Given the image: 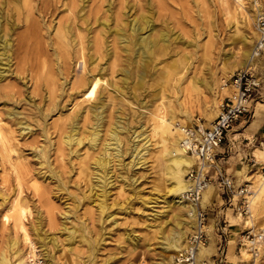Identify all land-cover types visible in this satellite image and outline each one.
I'll use <instances>...</instances> for the list:
<instances>
[{
	"label": "rangeland",
	"instance_id": "obj_1",
	"mask_svg": "<svg viewBox=\"0 0 264 264\" xmlns=\"http://www.w3.org/2000/svg\"><path fill=\"white\" fill-rule=\"evenodd\" d=\"M255 2L264 7V0H0V32L11 38L9 57L0 45L1 264H28L31 252L21 229L4 217L14 198L25 203L23 217L40 254L49 249L56 256L51 264H173L194 225L181 219H190L188 205L167 201L173 192L165 168L172 138L162 127L152 134L154 116L163 113L181 124L209 123L216 116L228 92L223 79L243 67L246 51L255 47ZM140 13L141 23L150 19L141 34L157 39L151 52L117 32H129ZM29 17L44 52L38 62L24 59L15 47ZM262 53L250 63L260 87L232 129L254 120L264 126ZM91 71L102 76L99 84L73 83ZM95 109L102 113L99 122ZM72 121L86 135L72 145L76 152L64 141ZM113 125L121 142L109 135ZM93 128L100 129L95 141L88 138ZM249 145L245 152L233 148L210 168L213 177L220 169L243 179L247 191L228 194L213 179L211 200L200 198L211 208L206 249L201 246L197 256L211 262L216 257L213 264H264V242L256 244L257 254L242 243L248 230L252 237L264 226V127ZM98 155L108 159L106 181L96 180ZM91 183H97L92 190ZM174 232L175 246L167 243Z\"/></svg>",
	"mask_w": 264,
	"mask_h": 264
},
{
	"label": "built area",
	"instance_id": "obj_2",
	"mask_svg": "<svg viewBox=\"0 0 264 264\" xmlns=\"http://www.w3.org/2000/svg\"><path fill=\"white\" fill-rule=\"evenodd\" d=\"M256 28L258 36L255 41V51H264V11L256 15ZM261 78L253 68L239 67L232 71L229 76L223 79V86L228 89L224 95L220 109L216 116L209 123L193 121L182 123L180 126L181 140L180 145L186 154L193 158V164L189 166L186 173L190 184L182 192L183 199L196 203L194 210L195 224L186 234L183 245L174 256L173 264H213L208 258H198V250L208 242V211L200 204L203 189L209 185L213 179L217 180L218 185L226 193H245L247 183L235 186L232 177L220 169L216 176L210 173V168L217 166V148L220 146L228 130L239 118L248 110L251 100L260 87ZM246 199L242 201V206ZM250 230L246 233L247 241L242 242L247 245L252 253H258V242H264V226L258 234L250 237ZM242 246H240L241 248ZM28 264H47L44 256L38 249L30 252Z\"/></svg>",
	"mask_w": 264,
	"mask_h": 264
},
{
	"label": "bare ground",
	"instance_id": "obj_3",
	"mask_svg": "<svg viewBox=\"0 0 264 264\" xmlns=\"http://www.w3.org/2000/svg\"><path fill=\"white\" fill-rule=\"evenodd\" d=\"M40 1H42V0H40ZM242 1L243 0H241V2ZM256 1H258V0H256ZM28 2H29V0H22V3L24 5L28 4ZM254 4L256 5V8L259 10V12L264 11V7H262V3L255 2ZM42 6H43V4H41L38 8L40 10H43L44 8ZM258 10H257V12H258ZM144 17H146V16H143V18ZM26 20L28 21V23H26L27 29L23 32L17 33L15 40H16V44L18 47L17 46H15V47L18 48L17 53H19V55L23 56L24 59L30 58L31 61H33V62L37 61L38 62V60L42 56V53L44 55V52H43V50H41V47L39 45V39H38V35H37V33H39L38 28H37L36 22H34L32 17L26 18ZM131 20H132L131 23H129V26L131 27L129 32L126 31V29H124L123 27L117 28V32L120 34V37H123V35H124V37L127 38V40L129 41L130 44L136 45L135 48L136 47L138 49L142 48L143 51L148 50L151 52L152 51V45L155 43V41H157V39L155 37H151L150 35L144 36L141 34V30L143 29L145 24L149 22L150 19L146 17L144 19L145 23H141V13H140L139 15L135 16ZM59 32H60V35H59L60 38L61 39L64 38L65 33L63 31H59ZM166 35H167V33L164 30H162L159 38H161V39L166 38ZM129 43H127V44L125 43L127 48H129ZM0 45H1V47H4V50L2 51L4 53V55L9 57V51H7V47L10 48L9 46L11 45V38L10 37L2 38L1 32H0ZM254 46H255V44H254ZM130 47H131V45H130ZM131 48H133V47H131ZM135 48H133V49H135ZM262 52H264V51H262ZM260 53H261V51L260 52L255 51V47L251 50L246 51V57L242 60L241 65L243 67L251 68L250 63H252L256 59V57L259 56ZM7 60H10V59L7 58ZM41 62L43 64H45L46 60L44 58H42ZM144 65H145V63H144ZM100 80H102V76L100 74H98L97 72L91 71L90 75H87V76L81 75V76L77 77L73 83H76V85L79 86L81 84H84L85 82L89 83V84L92 82L93 86H96L97 84L100 83ZM92 113L94 114L95 120L97 122H99V120L102 118L101 111L95 109ZM188 118L186 119V121L190 120V119L188 120ZM74 120L76 121L77 119H74ZM73 121L70 124L69 131L65 134L66 137H65L64 141H66L68 144H70L71 152L72 151L76 152V150L78 148L76 149V146L72 147V145L81 143L83 141L84 137H86V135L80 134V131L75 128L76 125L74 126V124L76 122H73ZM205 123L207 124L208 122H205ZM180 126H181V123H172V122L168 121L166 116H164L162 113V115L159 114V116H156V118L154 116V121H153V124L151 127H152V134L153 135H155L159 131V128H161V127L171 135L172 139H170V144L168 147V152L171 155H170V157H168V159L170 160V163L172 165L168 164V162H167L165 164V168H166L167 173H169L170 176H172V178H173L172 184L170 185V191H173L174 193L173 192L171 193L172 197L167 199V201H170L172 204H179L180 206H187L188 205L187 210H184V213H186L188 218H190V219H185L184 216H181L182 217L181 219H183V221H185L183 223H188L189 225H191L193 227V225L195 224V219H193L194 218V210L197 207V204L189 202V201L183 199V197H182L183 189L187 188L188 185L190 184L187 176L185 178L183 174L187 173L189 166L191 164H193V158L191 156H189L188 154H186V152L184 151V148L180 145V140H181ZM108 130H110L109 135L112 139L114 138V140L116 139L117 141L120 139L118 136H116L117 135L116 133H118L117 126L113 125ZM99 131H100V129L99 130H97L95 128L91 129L89 132L88 138H91L92 141H95L97 138H99ZM0 135H2V134H0ZM109 143L110 142L108 140V142H106L103 145V147L105 148V149L103 148L104 149L103 153L108 152V144ZM117 144H118V142H117ZM136 147L137 146H135L134 148L136 149ZM91 154H92V152H91ZM159 157H161V156L159 155ZM93 160H94L93 163L95 162V165L97 167L96 169H99L98 172L97 171L94 172V173H99V177L96 180L106 181L107 177L109 176L108 171H107L108 170V167H107L108 159L106 158V155L105 156L98 155L95 157V159L93 158ZM85 167L88 168V163L86 164V166H84V168ZM84 168L82 167V170H84ZM88 172L89 171L87 170L86 173H88ZM87 181L89 182L90 180H87ZM97 183L99 184V182H97ZM97 183H91L90 185L88 184L90 190H92L95 186H97ZM100 184H103V183H100ZM106 184H107V182L105 183V185ZM212 191H213V186L211 184L207 185L202 191L203 195L201 194V200L211 199V197H209V196H211L213 194ZM24 204L20 203L17 198H14L11 201L9 207L6 208V212H5L6 215L4 217L7 219L11 218L13 220V225L15 226V227L13 226L15 228L14 230L21 229L22 235H23L22 237L24 238V241H27L29 246H30L29 251L36 252L37 248H36L35 242L33 241V238L30 234V231L28 230V227L25 223V219L23 217V211L26 209V206ZM179 224H180V226L182 225L180 220H179ZM178 228H180V227H178ZM36 230H39V229L36 228ZM175 233L176 232L172 233V235L168 239L167 243L169 245L175 246V244L177 243L176 240L178 237L174 236ZM179 233L181 235V239H183V237L185 235V228H181V230H179ZM175 237H177V238H175ZM41 238H42V236H41ZM129 238H132V237L129 236ZM41 244L43 245L44 242H41ZM202 248L206 249L205 246H203ZM55 257L56 256L49 249L45 250L44 258L47 260V264H51V260L53 258L55 259ZM3 258L4 257L2 256L0 261H5L6 257H5V259H3ZM7 259H8V257H7ZM20 264H25V262L21 261Z\"/></svg>",
	"mask_w": 264,
	"mask_h": 264
},
{
	"label": "crops",
	"instance_id": "obj_4",
	"mask_svg": "<svg viewBox=\"0 0 264 264\" xmlns=\"http://www.w3.org/2000/svg\"><path fill=\"white\" fill-rule=\"evenodd\" d=\"M261 59H264V53H262V56H261ZM241 123V121H240ZM239 125V123H238ZM238 127V126H237ZM261 127H264L262 126V122H257V121H252L251 123H249L243 130L242 129H239V128H231L228 130L226 136L223 138L224 141H222V145L220 144V146L217 148V164L219 163H222L223 160L225 159L226 156H229L231 150L233 148H239V147H242V149H244L243 152H245V149L246 148H249V144L251 143L252 141V137H254V135L256 134V132L258 130L261 129ZM249 133L250 135H247L246 133ZM245 145V146H244ZM247 146V147H246ZM256 151V148L253 150V153H255ZM226 152H229V153H226ZM246 155V154H245ZM242 159V158H240ZM251 160H254V157L251 156V157H248V161H251ZM243 161V160H241ZM247 161L246 164H248L249 162ZM254 163V162H252ZM245 168V167H244ZM240 171V170H238ZM232 177V176H231ZM233 181H234V184L235 186H238L239 184H241V182H243L244 180H239L237 177H232ZM213 182V181H212ZM212 198V195L209 196ZM211 199H204V200H201L202 203H204L205 201H210ZM216 202L213 201V204H215ZM205 208H207V210L209 208H211V204H208V206H204ZM208 216H209V210H208ZM206 246V245H205Z\"/></svg>",
	"mask_w": 264,
	"mask_h": 264
}]
</instances>
